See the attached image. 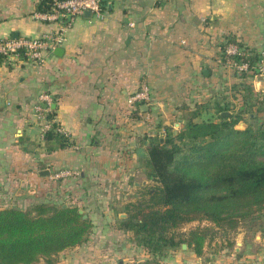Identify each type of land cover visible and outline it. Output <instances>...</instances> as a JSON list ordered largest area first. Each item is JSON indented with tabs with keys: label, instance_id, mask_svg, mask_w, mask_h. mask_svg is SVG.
<instances>
[{
	"label": "crops",
	"instance_id": "1",
	"mask_svg": "<svg viewBox=\"0 0 264 264\" xmlns=\"http://www.w3.org/2000/svg\"><path fill=\"white\" fill-rule=\"evenodd\" d=\"M46 1L0 0V36L58 31L60 23L35 18ZM230 43L257 56L264 44V0H105L102 16H78L57 47L62 51L55 48L45 62L0 58V209L52 201L84 210L92 230L85 242L62 251L58 264H115L120 246L127 255L136 250L138 263L264 264V252L248 253L239 234L232 247L208 242L202 255L183 242L153 256L102 201L108 184L125 181L147 162L155 132L162 134L171 119L213 102L232 84L264 87L223 64ZM143 82L152 100L139 112L129 100ZM44 92L53 95L56 121L71 141L54 151L47 150L33 112ZM59 169L76 174L55 180L51 175Z\"/></svg>",
	"mask_w": 264,
	"mask_h": 264
},
{
	"label": "trees",
	"instance_id": "2",
	"mask_svg": "<svg viewBox=\"0 0 264 264\" xmlns=\"http://www.w3.org/2000/svg\"><path fill=\"white\" fill-rule=\"evenodd\" d=\"M49 6L46 1L43 9ZM243 58L254 62L257 56ZM247 91L252 100L261 94L251 87ZM256 102L249 103L250 108L264 100ZM223 108L219 122L199 121L195 116L200 114L193 113L177 133L166 126L164 142L161 137L151 142L146 164L149 177L158 184L144 186L143 197L127 205L120 228L133 232L136 243L153 256L183 242L202 255L211 228L193 229L184 239L176 230L190 222L208 221L237 233L264 210V116H259L264 109L251 111L250 117L258 122L239 130L235 128L239 119L223 115L228 110ZM44 139L48 151L71 144L68 135L55 130ZM79 210L52 201L26 210L0 209V264H58L60 253L85 242L92 230V219ZM227 241L231 247L235 243Z\"/></svg>",
	"mask_w": 264,
	"mask_h": 264
},
{
	"label": "rangeland",
	"instance_id": "3",
	"mask_svg": "<svg viewBox=\"0 0 264 264\" xmlns=\"http://www.w3.org/2000/svg\"><path fill=\"white\" fill-rule=\"evenodd\" d=\"M249 87L254 89L256 93H261L260 95H255L254 100H252V98H250L249 94L247 93V88ZM253 87L254 86H252L250 83L244 81L241 84H232L230 87L220 89L217 91L215 100L213 102L209 101L206 103L197 104L194 110L190 112L185 111V115L171 119L167 126L171 131L176 130L175 133H177L184 126L185 122H187V120L193 116V113L200 114L199 117L195 116L199 121L211 120L219 122L221 120L220 111L224 107L225 109H228L227 112H230L234 118L239 119L235 128L239 130L245 129L249 124H255L258 122V119H253L250 117L251 111H257L258 108L261 110L264 109V103L262 102L264 100L263 88L259 87L257 90H255ZM225 92L228 93L224 94ZM256 100H260L262 104H258L255 107L250 108L249 103L257 104ZM242 113L244 114V118L241 117ZM259 116H264V111H260ZM159 137H161L162 142H164L168 137L167 132L165 131L162 134L155 132L152 142H156L157 138ZM170 145L171 144L169 143L168 146ZM149 171L150 168L148 165L141 161V163L138 165L137 171L133 172L132 175H129L125 181H117L106 186L109 192L106 198H104L102 201L105 200L106 204L110 205L114 209L116 219L124 218L123 214H125L127 205L137 202V200H140L143 197L141 190L144 186L147 185L148 187H152L158 184L155 180H152L149 177ZM143 181L146 182L144 185L142 184ZM135 182H138L139 184L141 183V185L138 187L135 185ZM198 227L211 228V234L209 238H207L205 245L208 242H216L218 245L221 243L224 244L228 239H232L239 234L240 238L245 237V240L248 242V247L246 246L245 249L248 253L258 254L260 252H264V210L258 211L254 219L246 221L239 228L237 233L214 227V225L208 221L190 222L183 225L181 228L176 230V232H179V234L183 235L184 239L187 237L188 233L191 232V230ZM119 249H122L120 253L121 257L120 259L115 257V264H118L119 260L127 261L128 259V262H131V264H141L142 262L145 264H154L157 262L156 260L145 258L143 261L138 263L136 250L132 252V254L129 253L127 255V253L125 254L123 251V249L127 248L120 246Z\"/></svg>",
	"mask_w": 264,
	"mask_h": 264
},
{
	"label": "built area",
	"instance_id": "4",
	"mask_svg": "<svg viewBox=\"0 0 264 264\" xmlns=\"http://www.w3.org/2000/svg\"><path fill=\"white\" fill-rule=\"evenodd\" d=\"M105 0H50L49 8L35 12V18L46 22L60 23V29L48 32L41 36H0V56L4 58L26 57L36 63L45 62L53 50L61 46L65 41V30L78 16L87 11L101 17L103 14V2ZM223 64L234 69L238 73L251 74L255 77H264V44L257 54L254 62L245 60L244 49L238 43L227 44L223 48ZM152 100V90L148 83L143 82L140 88L131 95L130 104L135 110L141 111V105L149 104ZM55 101L51 93L44 92L39 96L33 106V112L37 117L41 129V136L50 130L65 134L63 128L57 123L55 115ZM76 173L70 169H59L52 173L55 180L67 179Z\"/></svg>",
	"mask_w": 264,
	"mask_h": 264
},
{
	"label": "water",
	"instance_id": "5",
	"mask_svg": "<svg viewBox=\"0 0 264 264\" xmlns=\"http://www.w3.org/2000/svg\"><path fill=\"white\" fill-rule=\"evenodd\" d=\"M86 15L90 16L91 15V12L90 11H87L86 12ZM60 51H62V48H57L56 53H59ZM258 80L261 83L262 81H264V77H258ZM260 88H264V87H262L260 85ZM223 115L229 116V115H231V113L230 112H225V113H223ZM49 173H50L49 171H43L42 172L43 175H48ZM79 212L81 214H84L83 215L84 218H87L88 217L87 214H85L84 210L80 209ZM184 247H187V244H184ZM263 263H264V259H263Z\"/></svg>",
	"mask_w": 264,
	"mask_h": 264
}]
</instances>
